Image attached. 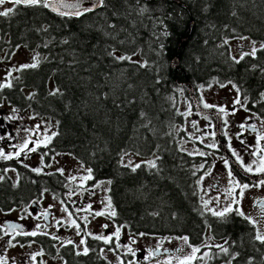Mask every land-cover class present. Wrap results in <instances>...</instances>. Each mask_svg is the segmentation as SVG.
<instances>
[{"label": "trees", "instance_id": "1", "mask_svg": "<svg viewBox=\"0 0 264 264\" xmlns=\"http://www.w3.org/2000/svg\"><path fill=\"white\" fill-rule=\"evenodd\" d=\"M12 14L2 27L13 43L37 47L44 58L22 70L15 81L20 82L0 98L17 111L55 122L56 135L42 151L69 155L91 169L87 186L108 182L112 222L132 235L188 237L194 245L206 235L227 241V254L213 247L208 260L190 264H264V245L254 239L253 225L235 212L222 219L202 209L193 185L197 158L178 148L175 133L183 124L178 94L187 96L182 83L196 90L215 79L244 94L262 89L264 49L261 58L255 54L236 63L223 42L245 36L264 44V0H105L104 7L79 18L42 6L18 5ZM126 152L154 153L157 167L140 164L132 171L120 164ZM11 160L0 162V169L17 168L15 180H0L1 209L40 200L45 190L61 198L60 172L38 175ZM160 211L169 226L162 225ZM85 238L88 254L68 262L109 264L103 250L117 252L113 244Z\"/></svg>", "mask_w": 264, "mask_h": 264}, {"label": "rangeland", "instance_id": "2", "mask_svg": "<svg viewBox=\"0 0 264 264\" xmlns=\"http://www.w3.org/2000/svg\"><path fill=\"white\" fill-rule=\"evenodd\" d=\"M11 6V3L6 2L4 5L0 6V11H2L3 9L6 10ZM240 37L245 36L227 38L225 40H227L228 43H225V40L223 42L226 46V50L228 51L229 56L232 59L233 57H236L238 59L242 52H250L253 46H259V44H256V41H253L248 37H245L246 39H241ZM33 57H36L37 60L43 58V56L39 58L36 51H31L26 48H18L16 51L9 53L7 58L3 52L0 56V83L7 82L10 77L16 76L18 71L17 69H19L20 65L33 63ZM9 72H11V76L8 75ZM197 90L201 99V105L204 107V104L207 103L209 105H213L214 107H218V109L224 108L225 111L221 113L225 118L229 115L230 110L234 111V114L237 115V110L239 108H242L241 104H232V93L234 92V95L237 94V90L232 85L227 87L222 85V83L218 80L213 79L206 84H199ZM177 102L179 112L183 115V118H186L185 123L183 121V126H178L176 128V130H181V128H183L186 134V136L184 135L181 140H179V149L188 154L192 153L191 155L199 154L200 152H207L209 155H211L214 162L213 168L218 169L221 172L223 188L226 187L229 184L231 177H229L228 175V169L224 164V159L218 154L209 152L205 147V145L208 146V142H211V140H207V136H199L202 128L207 125V119L204 117H200V119H198L201 115L192 110L189 99L182 91L178 94ZM0 104V130L4 131V129H6V132L4 133L9 141V143L2 142V145L4 147H11L6 152L14 154L16 151H18L19 145L23 141L22 136H25L30 141L29 147H35L36 145L34 142L39 141L41 146L37 149L36 152H28L27 149H25L20 156L17 157L13 155V157H16L15 159L18 162L23 163L31 167L32 169L42 167V172H55L57 171V169H63L62 175L68 181V183L65 184L66 188H79L80 186H87V180H83L82 177L88 176V168L85 165L79 163L77 160H74L69 155L54 154L53 158L48 163H45L43 161V165L41 164V157H39L38 152H40V150H42L41 147H43L47 143L46 137L50 136L54 132L55 122L45 118L39 119L32 116L31 113L27 111L20 112L16 110L15 112H13V109H10L11 107L6 103ZM3 108L7 109V112H1ZM9 117L14 118L9 119ZM37 125H39V128L36 127ZM23 129H28L29 131L24 132ZM10 132L13 133V139L12 135H10ZM209 147L210 149H212L213 144L210 143ZM34 154H36V156H34ZM156 157L157 156L154 153L149 156H141L133 152H126L121 155L120 163L130 167H134L136 164H148V161H156ZM3 161L7 160L0 158L1 164ZM1 169L0 176H7L12 180L16 179L15 176L17 170L14 167L4 166ZM87 187H90L95 191L94 193L97 195V198L92 201L88 200L86 204L81 201L78 202V206L82 205L84 207V211L82 212L81 216L82 218L80 220L84 222L83 224L86 225V229L84 227L83 233L85 234L86 232L92 236H112L111 243L113 244L117 252L103 250V255L110 262V264H142V261H145L148 255H143L142 258L138 260V252L144 250L148 253L153 252L155 253V255H157V249H164L168 246L173 245H180V249L177 252L157 255L152 259V263L166 264V262L171 261V264H178L179 259L187 256V254H190L189 251L185 249L183 245H181L177 238H160L141 234L132 235L128 233L125 227L120 228L119 239L117 240L114 235L117 228L114 226L112 220L110 219L113 207L112 205L110 208L108 207L110 201L109 197L107 196L108 182L100 181L95 185ZM246 192H252V189L247 188L245 190V193ZM200 193H203L204 200H209L210 208L214 209L221 206V202L218 205L213 204V200L216 199V196L212 194L211 187L205 178L200 182ZM76 197H78L77 194ZM234 199L238 201V206H241L245 204L246 201H248V196H246L245 200L243 201L241 200V195L237 197L235 195H232L229 198V202ZM59 200L60 196L56 197L54 194L44 192L42 194L41 203L43 204V206L52 205V208L54 210V218L57 221H62V225H70V220L67 214L61 211V209L66 206ZM89 205H91L90 209L88 208ZM98 211H103L105 214L101 216H95L94 213ZM85 217L87 218L86 221ZM16 218H20L30 227L31 224H33L34 227L30 231L39 230L36 227L39 224V221L37 218L30 215L28 204L26 205L25 203L23 205H19V207H16L13 210H3L0 208V225L3 224L5 220H14ZM80 221L76 220V222L81 226ZM105 225H107V227H105ZM52 229L56 231V228ZM75 234L76 228L74 226H68L64 228V235L75 236ZM7 240V238H2L0 240V250L3 251L4 256L8 258V264H13V261L19 256L31 255L34 251V249L29 247V245L24 248L19 247V245L15 247H9L6 244ZM117 245H119V247H117ZM206 245L207 247H212L211 250L207 249V247H205ZM215 245H223L224 247H226V243H222L220 241H207V243H203V245L201 246L199 244L197 245V247L200 248V251L197 253L198 256H202L203 261L208 260V257L212 253L213 247H215ZM129 248L132 249V252L128 251ZM215 248H217V252L220 250L218 247ZM133 252L135 253V255L132 254ZM204 253H208V255L205 256L203 255ZM145 264H151V260L146 261Z\"/></svg>", "mask_w": 264, "mask_h": 264}, {"label": "flooded vegetation", "instance_id": "3", "mask_svg": "<svg viewBox=\"0 0 264 264\" xmlns=\"http://www.w3.org/2000/svg\"><path fill=\"white\" fill-rule=\"evenodd\" d=\"M11 7H14V6L12 5ZM2 11H4V9ZM8 16H9L8 21L14 17L12 13H10ZM3 19H4V16H0V56L4 52L7 58L9 53L16 51L18 48H26L31 51H36L39 58L43 56L42 54L38 52L37 47L29 49L26 46H23L21 43H13V36L11 32L8 29H4L2 27L4 22H7V21H3ZM256 44H259V46L256 47L258 49L256 52V59H259L262 57L260 55L261 51L259 50L261 43L259 41H256ZM248 56H251V55H248ZM40 60L38 59V61ZM21 71L22 70L17 71L16 76L10 77L7 82H10L12 85L15 83H19L20 81L19 82H15V81L19 80V77L21 78V74H20ZM221 83L222 85L227 86V87L230 85L233 86V84L230 82H221ZM234 88L237 90L236 87ZM12 90H13L12 87L0 89V96L6 92H12ZM195 93L197 94L196 96H197L199 105L202 108H204L200 103L201 99L198 94L197 88L195 90ZM262 94H264V84L262 86V89L259 88V91H257L255 94H249V93L244 94V93H241L240 91H237V94L234 95V92H233L232 93L233 97L231 98L233 99L232 104H237V103H234V101L239 99L241 101L240 104L242 105V108H239L237 110V115L234 114V111L230 110V113L226 118L218 110V107L204 108L207 110H212V111L217 112L219 115V119H217V117L213 114L199 113L192 106V103L190 99L188 98L190 101L192 110L196 112L197 114L201 115L199 116L198 119H200V117H204L207 119V125L202 128V131L199 134L200 137L207 136V140L208 141L211 140V142H208V146L205 145V147L208 149L209 152L220 155L224 159V161L227 160L229 162L227 166L228 173L229 171L232 172V177H231L229 184L223 188V183L221 180L222 179L221 172L218 169L213 168L214 162H213L212 156L209 155L207 152L203 156L199 154L191 155L197 158V164L194 165L192 169L195 170V172L193 173L194 175L193 185H194V190L196 192L199 204L201 205L202 209L205 212L212 215L211 212L207 211L204 205H202L201 198L204 196H203V193H200L201 180H199V178L201 176H204V178L206 179V181L211 187L212 194L216 196V199L213 200V204L218 205L221 202V206L213 209L216 211L223 210L224 207L229 204V198L232 195H235L236 197L240 196V188L236 187L237 184H240V185L248 184L250 185L249 189H252V192L245 193L246 189H244L243 195L241 196V200L243 201L245 200V197L248 196V201H246L245 204L241 206H238V201H236V203L232 204L231 207L234 209L239 207V209L242 210V212H244L246 215L251 216L253 219L257 221H260L261 223H258L255 229L257 228L264 229V215H262V209L258 206L259 201H264V187H252L251 186L257 183L260 179H264V176H261L255 172V169L260 166V157L264 155V152L259 151L260 148H264V141H261L259 145H257V141H256L257 134L264 135V95ZM0 99H1L0 103H4L3 96ZM10 109H13V108H10ZM2 111L7 112V109L3 108L1 112ZM185 119L186 118H183V115H182V120L184 121V123H185ZM217 121L219 123V136L216 133ZM242 124L245 125L244 128L240 127V125ZM178 126L182 127L183 124L177 125L175 129ZM252 126L255 127L256 129L255 132L252 131ZM4 132H6V129H4V131L0 130V136L4 137L3 139H0V148H3L4 151L6 152L11 147L9 146L4 147L2 145V142L9 143ZM175 133L177 137L176 142L179 148V140H181V138L184 135L186 136V134L183 128H181V130L175 131ZM10 135H12V139H13L12 132H10ZM22 137H23L22 140H28L25 136H22ZM210 143L214 145L212 149H210L209 147ZM233 151H235L241 157V159L244 161L245 164L252 165L253 172L246 173L244 171V169L237 162L236 156L233 155ZM47 152L48 151L46 150L45 151L40 150V152H38L39 157H41L42 154L46 153V155L43 156V161L45 163H47L46 162L47 158H49V161L53 158V156H49ZM253 152H255L256 154L250 155V153H253ZM6 153H9V152H6ZM34 156H36V154H34ZM15 158L16 157H13L11 160V161H14L13 163H19V164L25 165L23 163L18 162ZM120 164L128 168L130 167L122 163ZM140 164H145V163H140ZM145 165H147L146 170H148V168H152V167H148L149 166L148 164H145ZM201 165H203L202 168H201ZM28 168L30 170L32 169L29 166ZM130 168H133V167H130ZM15 169L17 170V168ZM205 172H210V174L205 176L204 175ZM59 174L61 175L60 177H63V180L65 181L63 184L65 185L66 183H68L66 178L61 173ZM16 176H17V173H16ZM145 176H148L147 172L145 173ZM45 192L54 194L49 190ZM94 192L95 191L92 188L87 187V186H80L79 188H65L64 187L59 201L62 204H64L69 209L70 212H72L73 214L71 217L72 219L80 221L82 218L81 216H82V212L84 211V207L82 205L78 206V202L81 201L84 204H86L88 200L89 201L95 200L97 198V195ZM70 193L71 195H69ZM76 194L78 195V197H76ZM54 195L56 197L59 196V195L57 196L56 194ZM33 202H36L39 205V209L36 212H33L30 207ZM28 206H29V213L31 214L32 217H35L38 219L39 225L41 226L39 230H37L38 235L33 237V236H25V235H15L13 233L10 236L3 237V232L0 231V237H3V239L5 238L10 239L14 236L13 243L16 246L19 245V247L24 248L30 244L31 245L30 247L34 249L31 255L19 256L17 259H15L14 260L15 264H70L68 262V258L75 259L78 256L84 255L83 249L84 247H87V246H86V243L84 245H81L80 240L83 239L85 241L86 236H90L92 238L95 237V236L90 235L89 233H86V232L85 234L83 233L84 227L86 229V225L83 224L84 222L80 221L81 222L80 227L82 229V231L80 232V235H77V229H76L75 236L64 235V228L68 227L69 225L68 224L62 225V221L59 224L57 223V220L54 218V210L52 207L49 208V205L43 206V204L41 203V199L30 201L28 203ZM77 209H80V210L77 211ZM45 210H48V212L50 213L47 216V218H45L42 215V213ZM113 211H114V208H113ZM160 213L162 214L161 215L162 225L166 224L169 226L170 224L166 220V215L163 214L162 211H160ZM66 214L68 216V213ZM111 217L112 215H110V219ZM14 220L23 225V228L21 229L25 232H30V230L34 227L33 224H31V227H30L27 223L23 222L20 218H16ZM113 224L116 228L125 227V226H118L115 222H113ZM177 224L178 223H175L174 225H177ZM1 225L4 226V223ZM52 228H56V231H54ZM125 229L127 230L126 227ZM43 233H48V234L45 235ZM176 238L181 243V245H183L185 249L189 251V253H191L192 249L188 247V245H192L195 247H197L198 245V244H195V245L190 244L189 240H188V244H185L184 241L181 239L182 237H176ZM68 241H72V243H67ZM207 241L213 242L211 238L209 237V235L208 237L206 235L203 241L199 245L201 246L203 245V243H207ZM69 246L71 247L72 252L67 251ZM205 247H207V245ZM179 249H180V245L168 246L162 249L161 251L159 250V253L157 255L177 252ZM78 252L81 254L77 255ZM36 253H42V254L36 256L35 261L31 260V256ZM0 255L4 256L3 251L1 250H0ZM143 255H148V259H146L145 261H142V264H145L146 261H150V260H151V264H153L152 259L155 256H157L155 254L152 256H149V253L143 250L137 253L138 260L141 259ZM196 256L199 259L203 260V257L200 255L198 256L197 253H196ZM108 263L110 264V262Z\"/></svg>", "mask_w": 264, "mask_h": 264}, {"label": "snow or ice", "instance_id": "4", "mask_svg": "<svg viewBox=\"0 0 264 264\" xmlns=\"http://www.w3.org/2000/svg\"><path fill=\"white\" fill-rule=\"evenodd\" d=\"M6 2L11 3L14 7L18 6V5L42 6V7H45V8L51 7L52 10L57 12L58 15H60V16H70V17H81V16L85 15L86 13H90V12L95 11V9L98 8V7H104L105 6V0H90V3L85 4L84 6H81L83 4V0H76V2L72 3V4L62 3V2L57 4V3H54L53 0H0V6L4 5ZM14 7H10V8H7L6 10H4V11H0V16L7 17L10 13L13 12ZM61 9H72V11H63ZM141 11H144V9H141ZM240 38L241 39H246L245 37H240ZM225 43H228V41L225 40ZM260 48L264 49V44H262L260 46ZM257 50L258 49L255 46H253L250 52H247V51L242 52L238 59L236 57H233V59L235 60L236 63H239L241 60L244 59L245 56L251 55V56L255 57V54H256ZM116 59H118V60H130L131 57H129V56H119V57H116ZM33 61L34 62L31 63V64L20 65L19 69H17V70L19 71V70H24V69H28V68H36L38 66V64H39V61L36 59V57H33ZM8 75L11 76V72H9ZM11 87H13V85L10 82L0 83V89L11 88ZM233 87H236V86L233 85ZM237 91H239V89H237ZM58 92H59V90L57 89V90H55L53 92H50V95H56ZM262 95H264V94H262ZM29 98H31V97H29ZM234 103L240 104L241 101L239 99H237V100L234 101ZM213 107H214L213 105H209L207 103L204 104V108H213ZM218 110L220 112H224L225 111L224 108H219ZM12 111L15 112L16 109L13 108ZM12 118H14V117H9V119H12ZM36 127L39 128V125H37ZM240 127L244 128L245 125L242 124V125H240ZM23 131L27 132L29 130L28 129H23ZM252 131L253 132L256 131L254 126H252ZM55 135H56V133H52L50 136L46 137V140L48 142H50L52 137L55 136ZM3 138L4 137L0 136V139H3ZM256 141H257V145H259L261 143V141H264V135L257 134ZM34 143L36 145L35 147H29V141L28 140H23L22 143L19 145V150L16 151L14 154L13 153H5L4 149L0 148V158H2L4 160H8V159H12L13 155L18 157L24 152L25 149H27L28 152H36L37 149L41 146V144H40L39 141H35ZM259 151L260 152H264V148H260ZM189 154L191 155L192 153H189ZM255 154H256L255 152L250 153V155H255ZM44 155H46V153L42 154V156H41V164L42 165H43V156ZM199 155L203 156V155H205V153L200 152ZM233 155L236 156L237 162L240 164V166L244 169V171L246 173L253 172L252 165L245 164L244 161L241 159V157L235 151H233ZM25 158H27V157H25ZM147 163H148L149 167H152V168H156L157 167L155 161H148ZM228 163L229 162L227 160L224 161V164H225L226 167L228 166ZM253 163H255V162H253ZM140 166H141L140 164H136L132 168V171H136V169L139 168ZM25 167H28V166L25 165ZM202 167H203V165H201V168ZM31 170L39 175L42 172V167L33 168ZM57 171H59L61 174H63V169H57ZM87 171H88L89 174L86 177H82L83 180L92 179V176H91L92 170L91 169H87ZM255 172L257 174L261 175V176H264V155H262L260 157V166L255 169ZM209 174H210V172H205L204 173L205 176H207ZM228 175H229V177H232V172L229 171ZM3 179H4V177L0 176V180H3ZM203 179H204V176H201L199 178V180H203ZM251 186L252 187H264V179H260L257 183H255L254 185H251ZM212 187H214V186H212ZM236 187L240 188V195L242 196L244 189L249 188L250 185H248V184H243V185L237 184ZM69 195H71V193ZM201 199H202V202H203V205H204L205 209L207 211L211 212V214L213 216H217V217H220V218L223 219V218H226L229 213L235 212V214H237L239 216H242L245 220L248 221L249 224L253 225V227H256V225L258 223H261L260 221H257L255 219H253L251 216L246 215L244 212H242L239 209V207H237L235 209L232 208L231 205L236 203L235 199L230 201L229 204L226 205L224 207V209L220 210V211H216V210H213L212 208H210L209 207V203H210L209 200H204L203 197ZM258 206L262 209V215H264V201H259L258 202ZM51 207H53V206L49 205V208H51ZM108 207L109 208L111 207V202L110 201H109ZM88 208L90 209L91 205H89ZM79 210L80 209H77V211H79ZM85 210H87V209H85ZM61 211L68 213V218L70 220V225L69 226H74L77 229V235H80V232L82 231V229L80 227V224H78L75 219L71 218L72 215H73L72 212H70L67 207H63L61 209ZM49 214L50 213L48 212V210H45L42 213V215L45 218H47V216ZM104 214L105 213L103 211H98V212L94 213L95 216H101V215H104ZM111 215L115 216V212L112 211ZM86 220H87V218L85 217V221ZM57 223L59 224V223H61V221H57ZM36 227H37V229H39L41 226L38 224ZM105 227H107V225H105ZM0 231L3 232L4 236H10L13 233L15 235H25V236H33V237L38 235L37 231H30V232L23 231L20 228V226L15 224V223H8L6 227L3 226V225H0ZM43 234L47 235L48 233H43ZM119 234H120V228L117 227L116 232L114 234L117 240L119 239ZM141 235H143V234H141ZM2 238L3 237H0V239H2ZM94 238L97 239V240H101L102 239L104 241V243H106V244L110 243L111 240H112V236H107V237H105V236H95ZM13 239H14V236L6 241V244L9 247H15L16 246L13 243ZM181 239L184 241L185 244H188V237H182ZM254 239L256 241L260 242L262 245H264V229L257 228L256 229V235H255ZM67 243H72V241H68ZM225 243H227V241H225ZM80 244L84 245L85 241L83 239H81L80 240ZM21 246H23V245H21ZM30 246L31 245L29 244V247ZM117 247H119V245H117ZM188 247H190L192 249L191 253L189 255L184 256L183 258L179 259L178 264H190L191 261H193V260L198 258L196 256V253H198L200 251V248L192 246V245H188ZM215 247H218L220 249V251L225 253V254L228 253V248L224 247L223 245H215ZM128 251L132 252V249L129 248ZM88 252H89V248L88 247H84L83 254L87 255ZM41 254L42 253H36V254L32 255L31 256V260L35 261L36 256L41 255ZM79 254H81V253L78 252L77 255H79ZM132 254L135 255L134 252ZM154 254L155 253L150 252L149 256H152ZM203 255L207 256L208 253H204ZM147 258L148 257H146V259ZM233 258H235V257H233ZM0 264H8V258H6L3 255H0ZM13 264H15V261H13ZM166 264H171V261L166 262Z\"/></svg>", "mask_w": 264, "mask_h": 264}, {"label": "water", "instance_id": "5", "mask_svg": "<svg viewBox=\"0 0 264 264\" xmlns=\"http://www.w3.org/2000/svg\"><path fill=\"white\" fill-rule=\"evenodd\" d=\"M145 1H151V0H145ZM53 2H54V3H57V4H59V3H61V2H62V3L72 4V3H75L76 0H53ZM88 3H90V0H83V4H82L81 6H84L85 4H88ZM98 8H100V7H98ZM98 8H96V9H98ZM45 9H47L48 11H50V12H52V13L58 15L57 12L53 11L51 7H49V8H45ZM96 9H95V10H96ZM61 10H63V11H72V9H61ZM65 17H70V16H65ZM76 18H79V17H76ZM171 64H172V67H177V65H178V57H177V56L173 58ZM182 86L186 89L187 96H188V98L190 99V101H191V103H192V106H193V107H194L199 113H201V114H208V113H209V114H213V115H215V116L217 117V119H219V115H218L217 112L212 111V110L204 109V108H202V107L199 105V102H198L197 96H196V94H195V89H194V86L192 85V83H190L189 81H186V82L182 83ZM216 133H217V135L219 136V123H218V121H217ZM234 163H235V162H234ZM30 207H31V210H32L33 212H36V211H38V209H39V205H38L36 202H33V203L31 204ZM3 223H4V226H5V227L7 226L8 223H15V224L19 225L20 228H23V225L20 224L19 222L15 221V220H5Z\"/></svg>", "mask_w": 264, "mask_h": 264}, {"label": "bare ground", "instance_id": "6", "mask_svg": "<svg viewBox=\"0 0 264 264\" xmlns=\"http://www.w3.org/2000/svg\"><path fill=\"white\" fill-rule=\"evenodd\" d=\"M159 252H157V254H158Z\"/></svg>", "mask_w": 264, "mask_h": 264}]
</instances>
